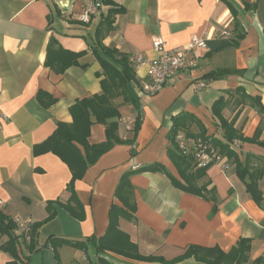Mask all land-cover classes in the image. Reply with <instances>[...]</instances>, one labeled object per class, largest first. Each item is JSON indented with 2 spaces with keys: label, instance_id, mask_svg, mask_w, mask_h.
<instances>
[{
  "label": "crops",
  "instance_id": "0c3cea01",
  "mask_svg": "<svg viewBox=\"0 0 264 264\" xmlns=\"http://www.w3.org/2000/svg\"><path fill=\"white\" fill-rule=\"evenodd\" d=\"M243 1L254 7L244 9ZM93 2L100 4L98 11L89 22H80L78 14ZM228 3L237 10L239 38ZM225 27L228 36L221 35ZM193 35L206 41L235 36L237 42L220 51L208 45L193 49L189 55L197 59V66L173 75L152 96L137 94L148 80V62L133 67L136 83L131 91L136 104H123L121 98L114 102L120 112L121 139L133 137L134 126L129 128L127 120L139 119L135 141L115 143L75 181L82 212L81 217L74 216L65 207L74 205L66 189L69 167L50 151L36 154L34 147L47 140L59 123L72 122L71 105L101 91L102 67L94 47L100 43L128 56L152 58L153 37H161L171 49L185 45ZM71 60L76 64L60 71ZM199 81L205 85L197 89ZM238 86L259 95L264 103V0H0V116H5L0 129V211L12 220L38 224L37 249L29 252L19 239L18 258L1 247L8 237L0 234V264H101L100 257L115 264H204L193 256L171 261L189 245L228 251L241 237L251 240V260L264 256V174L258 181L259 203L227 158L226 168L211 165L198 181L212 191L206 196L184 191L171 181L181 179L167 154L171 147L167 135L173 118L182 112L199 120L200 126L190 127L194 134L204 129L209 138H220L212 106L221 97L226 103L222 116L233 119L234 128L249 139L260 124L257 139L264 140V112L248 102L238 103L243 101L234 92ZM104 140V125L93 123L89 143ZM236 141L230 147L240 160L248 153L264 157L259 143ZM149 164H157V169L139 170ZM127 171L131 189L119 199L115 188ZM112 204L131 214V218L119 216L117 227L137 251L162 260L99 253L92 241L85 249L51 245L55 238L85 241L102 236Z\"/></svg>",
  "mask_w": 264,
  "mask_h": 264
},
{
  "label": "trees",
  "instance_id": "16d2710c",
  "mask_svg": "<svg viewBox=\"0 0 264 264\" xmlns=\"http://www.w3.org/2000/svg\"><path fill=\"white\" fill-rule=\"evenodd\" d=\"M234 17L235 30L238 32L237 38L242 34L238 30V20L236 19L237 10L228 3ZM244 9L250 10L254 7L253 2H242ZM235 36L233 38H223L217 41L207 40L206 43L210 49L220 51L229 46H233L237 42ZM94 54L102 67L101 91L87 97L77 100L70 106L69 111L72 116V122L59 123L53 134L43 143L34 147L36 154L50 151L57 155L63 162L67 164L71 171V179L66 185L67 191L70 192L69 201L74 205L67 204L65 207L77 217H81L82 204L76 196L74 184L77 179H81L87 167L94 163L99 156L108 151L115 143L133 144L136 133L139 129V119L134 121L133 137L131 139H121L117 133L118 118L120 112L114 100L121 98L123 104H136L137 97L131 91V85L136 83V75L132 64L129 61V56L119 52L115 48L105 47L100 43L94 47ZM76 64V60L66 62L60 67V71L69 65ZM234 92L240 93L243 101L238 103L248 102L258 112H264V103L259 95L252 96L247 94L244 88L238 86ZM226 103L223 98H218L213 106L212 113L218 119L221 128V137H211L205 135L204 129L199 133L194 134L190 131L193 124L200 126L199 120L192 114L182 112L173 118V124L168 132V139L171 147L167 149V154L175 167L181 180L171 177L172 183L178 188L189 193L206 196L212 193L207 190V183L202 185L198 181L205 175V170L208 168H195L193 159L188 155H183L176 142L175 135L182 131L185 134L193 137H201L207 140L218 148L219 152L234 165L235 173L244 182L247 192L256 201H261V192L258 187V181L264 174V157H259L255 154L248 153L244 160H240L237 153L230 147L231 143L238 139L240 141L257 142L264 147V140H258L257 137L262 129L259 124L255 137L246 138L238 129L234 128L233 119L228 121L225 119L221 111ZM93 123L104 125L105 140L99 143H89L90 128ZM83 148V151L81 148ZM133 155V152H131ZM257 162L256 165L253 164ZM157 169V164H149L142 166L139 170ZM130 172L124 173L116 188L114 195L119 199H125V195L131 189L129 183ZM54 212L49 214L52 217ZM119 216L131 218V214L120 206L112 204L109 209V222L106 232L98 238H89L85 241H69L65 239L55 238L50 241L53 247L58 244L65 243L80 249H85L89 242H94L99 253L106 251L118 253L124 257L141 260V261H156L162 260L154 256L141 255L136 248V245L129 240L128 235L117 227V219ZM38 224H32L30 241L25 243L20 235L15 233L16 224L14 220L7 217L0 211V234L6 235L8 241L2 244L1 247L9 251L15 258H18L16 248L19 243L23 242L29 252L37 249V229ZM250 239L241 237L228 250L223 251L218 247H203L198 245H189L184 254L175 258L171 262L179 261L185 257L193 256L195 260L204 264H264V256H259L253 260L250 259ZM101 264H115L107 261L104 257H100ZM12 264V263H7Z\"/></svg>",
  "mask_w": 264,
  "mask_h": 264
},
{
  "label": "built area",
  "instance_id": "2783aa9c",
  "mask_svg": "<svg viewBox=\"0 0 264 264\" xmlns=\"http://www.w3.org/2000/svg\"><path fill=\"white\" fill-rule=\"evenodd\" d=\"M98 2H93L81 10L78 14L80 22L87 23L90 21L91 16L94 15L99 8ZM221 35L228 36L229 31L225 27L221 31ZM151 45L153 51L156 52V56L152 58H145L142 54L129 56V61L133 67L138 66L140 63L147 61V77L148 80L140 84L137 90L138 97L152 96L157 93L166 81L176 75L178 72L188 70L197 66V59L189 52L195 48L205 49L207 47L206 39L193 35L188 43L185 45H179L171 49L165 47L164 40L155 36L151 39ZM205 83L203 81L195 82L197 89L203 87ZM5 116H0V129ZM128 127H133L134 121L127 120ZM175 142L183 155H189L193 159L195 168H206L214 164H219L222 168H226V157L223 156L217 147H215L210 140L193 137L179 131L175 135ZM237 143L234 140L231 145ZM2 202L0 201V204ZM16 224V231L18 235L28 243L30 241V234L32 230V223L29 220L16 218L14 220Z\"/></svg>",
  "mask_w": 264,
  "mask_h": 264
},
{
  "label": "rangeland",
  "instance_id": "374dc122",
  "mask_svg": "<svg viewBox=\"0 0 264 264\" xmlns=\"http://www.w3.org/2000/svg\"><path fill=\"white\" fill-rule=\"evenodd\" d=\"M120 98V97H119ZM115 103V102H114Z\"/></svg>",
  "mask_w": 264,
  "mask_h": 264
}]
</instances>
